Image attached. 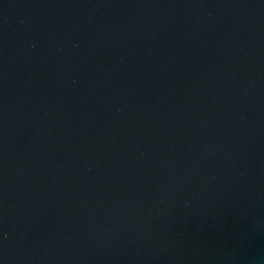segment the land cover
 Masks as SVG:
<instances>
[{
    "label": "water",
    "instance_id": "water-1",
    "mask_svg": "<svg viewBox=\"0 0 264 264\" xmlns=\"http://www.w3.org/2000/svg\"><path fill=\"white\" fill-rule=\"evenodd\" d=\"M0 264H264V0H0Z\"/></svg>",
    "mask_w": 264,
    "mask_h": 264
}]
</instances>
